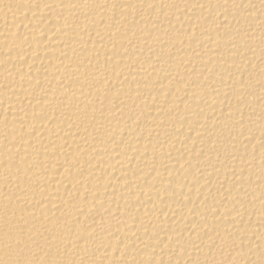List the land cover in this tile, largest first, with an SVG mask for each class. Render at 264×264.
<instances>
[{"label":"bare ground","instance_id":"obj_1","mask_svg":"<svg viewBox=\"0 0 264 264\" xmlns=\"http://www.w3.org/2000/svg\"><path fill=\"white\" fill-rule=\"evenodd\" d=\"M0 264H264V0H0Z\"/></svg>","mask_w":264,"mask_h":264}]
</instances>
